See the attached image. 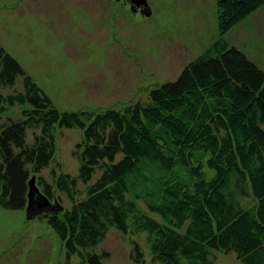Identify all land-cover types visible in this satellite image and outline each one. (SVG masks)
Instances as JSON below:
<instances>
[{
    "label": "trees",
    "instance_id": "trees-1",
    "mask_svg": "<svg viewBox=\"0 0 264 264\" xmlns=\"http://www.w3.org/2000/svg\"><path fill=\"white\" fill-rule=\"evenodd\" d=\"M216 8L219 37L175 81L122 110L59 109L0 44V207L27 211L35 178L58 210L28 220L58 236L61 264H108L97 249L110 229L129 236L137 264H148L142 234L151 264H213L217 252L264 264V69L226 40L264 0ZM16 106L22 117L3 122ZM33 126L41 133L30 142ZM60 129L81 133L76 175L56 158ZM50 167L59 172L47 179Z\"/></svg>",
    "mask_w": 264,
    "mask_h": 264
},
{
    "label": "rangeland",
    "instance_id": "rangeland-1",
    "mask_svg": "<svg viewBox=\"0 0 264 264\" xmlns=\"http://www.w3.org/2000/svg\"><path fill=\"white\" fill-rule=\"evenodd\" d=\"M146 1L147 6L129 0H0V44L59 109L122 110L128 103L147 102L152 89L175 81L219 37L216 0ZM226 40L264 69V8ZM16 88L22 89L20 82ZM8 117L20 119L21 108L9 110L3 122ZM40 133L41 126L29 128L28 140ZM55 136L57 160L63 171L76 175L80 131L60 129ZM53 169L59 172L50 167L43 175L51 179ZM80 189H85L81 182ZM58 195L57 203L70 207L69 199ZM139 237L151 264L145 236ZM130 242L110 229L97 251L110 253L108 264H137ZM63 252L45 221L28 220L26 210L0 207V264H61ZM215 254L213 264H241L233 253Z\"/></svg>",
    "mask_w": 264,
    "mask_h": 264
},
{
    "label": "water",
    "instance_id": "water-1",
    "mask_svg": "<svg viewBox=\"0 0 264 264\" xmlns=\"http://www.w3.org/2000/svg\"><path fill=\"white\" fill-rule=\"evenodd\" d=\"M132 5L137 6H147L146 0H129ZM30 191L28 194V207H27V215L28 218H33L38 215L46 213H50L54 210H58V207L55 204H51L38 190L35 186V178L30 181Z\"/></svg>",
    "mask_w": 264,
    "mask_h": 264
}]
</instances>
